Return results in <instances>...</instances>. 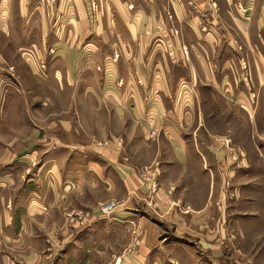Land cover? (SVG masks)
I'll return each mask as SVG.
<instances>
[{"label": "crops", "instance_id": "crops-1", "mask_svg": "<svg viewBox=\"0 0 264 264\" xmlns=\"http://www.w3.org/2000/svg\"><path fill=\"white\" fill-rule=\"evenodd\" d=\"M98 1L0 0V73L19 80L6 105L21 110L29 71L55 95V117L68 113L50 140L15 134L32 141L0 156V264H235L248 245L262 255L264 0ZM240 117L251 149L228 144ZM120 136L125 150L95 144ZM155 161L161 216L139 177ZM107 199L126 201L101 216ZM72 209L89 211L84 226L69 227Z\"/></svg>", "mask_w": 264, "mask_h": 264}, {"label": "rangeland", "instance_id": "rangeland-1", "mask_svg": "<svg viewBox=\"0 0 264 264\" xmlns=\"http://www.w3.org/2000/svg\"><path fill=\"white\" fill-rule=\"evenodd\" d=\"M92 1L96 2L95 6L92 4ZM89 2L91 3V6L93 8H97V7L99 8L98 0H89ZM169 17L172 19L171 15ZM172 27H173L174 33L178 35L179 30L174 25ZM119 57H120V54L118 52L115 53V58H119ZM0 66L4 67L7 65L5 63H0ZM37 75H38V72H37ZM38 78H39L38 80H42L41 77L38 76ZM45 78L46 77L44 76L43 79ZM21 80L23 84H25L26 82L27 86L31 87L30 88L31 93L24 94L23 97L20 99L21 100L20 102H22L21 110L20 109L15 110L13 108L11 109L9 107L10 105H6V93H4L5 86L7 85V83H10L11 85H14V84L19 85V82H18L19 80L18 79L13 80V79L7 78L6 75L0 73V156L1 154H3V150L6 148H13V149L19 150L24 145H27L32 141L31 140L29 142L27 141L21 142L19 140H9L15 134L25 135L26 137L23 136L22 139H25L27 138V135L34 134V133L37 135L43 134L44 138H48L50 140L51 138H53V134H55V118H57L58 116H62V115L66 116V114H68L66 110H63L62 113H57L58 115L55 117V95H51L52 93L41 94V91L39 89L41 85L40 86L38 85V83L36 82L37 81L36 78L34 79L31 78V76L29 75V71L27 72L26 77L24 79L21 78ZM36 89H38V93L35 92L37 91ZM63 99H64L63 103L61 104L59 103V104L67 105L68 103L67 100L65 98ZM58 102H61V101H58ZM23 104H25V106ZM73 114L77 115L76 111H74ZM21 118L25 119L26 121L28 120V122L27 123L25 122V124H22V125H11V127H8L3 124L5 119H7L10 122H14ZM243 121L244 120L241 117L235 120V128H234L235 134H232V133L230 134L232 136L233 141L229 142L228 140V144L239 146L247 142L248 148L251 149L249 136L242 132ZM155 136L157 137V131L153 130L151 132V137L156 138ZM234 136H235V139H234ZM95 144L98 147L116 148V147L122 146L123 150L127 148V141L124 136L117 137L116 139H113L110 137L105 140L104 139L97 140V142L95 141ZM124 160L125 162H129V157H124ZM259 161L260 160H258V162ZM30 162L32 164V168L29 170V172L33 173V171L38 169L39 161L35 159V160H31ZM151 170L155 172V176L151 175L152 174ZM161 173H162V167L159 161H155L147 166H144L143 168L139 170L140 180L144 183L143 185L146 188V199L149 201V204L151 205L153 210L155 209L158 215L161 214L158 211L159 207L157 209V203H158L157 196L162 190L161 182H160ZM148 177H152V181H148L147 180ZM153 181H155L157 185L159 186L158 194L151 193V188H150L151 183H148V182H153ZM228 182H230V180H226V183H225L226 186L228 185ZM167 193L171 195L172 190L168 191ZM111 201L117 202L119 204L118 207H120L123 204L125 205L126 199L124 200L107 199V200H102L101 202H99L97 211L99 212L101 216H102V212H101L102 206L105 205V203L107 202L109 203ZM117 209L118 208H116L110 215H112ZM262 209L264 210V207L261 206V207H257V209H253L252 211L256 212V210L258 211L261 210L262 212ZM66 212L67 213L65 214V218H66V221L69 227L84 226L89 216V211H87L86 209H74V210L72 209ZM260 242H261L260 244L264 246V239ZM259 245L256 249H260V248L264 249V247L259 246ZM250 247L254 249V247L248 245V247L246 248L241 247L242 248L241 251H238L235 253V257H236L235 264H264V253L262 255L255 254V253L249 255L247 253H244V250L248 248L250 249ZM118 259L116 260V262H119ZM23 264H27V263H23Z\"/></svg>", "mask_w": 264, "mask_h": 264}, {"label": "built area", "instance_id": "built-area-1", "mask_svg": "<svg viewBox=\"0 0 264 264\" xmlns=\"http://www.w3.org/2000/svg\"><path fill=\"white\" fill-rule=\"evenodd\" d=\"M52 2H54L55 0H51ZM92 4L95 6L96 5V2L95 1H92ZM241 66L242 68L247 71L248 73L250 72L249 70V65L246 61H242L241 62ZM42 70H41V73H42V76L45 75V69H46V66H45V63L42 64L41 66ZM12 68V67H11ZM12 70V69H11ZM101 144V143H100ZM102 145V144H101ZM151 175L152 176H155V172H153V170H151ZM148 181H152V177H148L147 178ZM148 183H151L150 184V188H151V193H158L159 191V186L157 185V183L155 181L153 182H148ZM230 186V182H228V185L227 187ZM119 204L117 202H107L105 203V205L102 206V216H109L116 208H118ZM83 219V217H82ZM121 260L120 258L118 259V261ZM120 262V261H119Z\"/></svg>", "mask_w": 264, "mask_h": 264}, {"label": "bare ground", "instance_id": "bare-ground-1", "mask_svg": "<svg viewBox=\"0 0 264 264\" xmlns=\"http://www.w3.org/2000/svg\"><path fill=\"white\" fill-rule=\"evenodd\" d=\"M120 261V260H119Z\"/></svg>", "mask_w": 264, "mask_h": 264}]
</instances>
